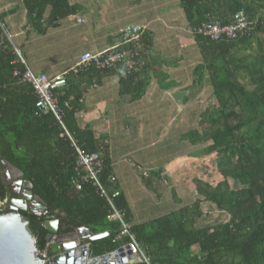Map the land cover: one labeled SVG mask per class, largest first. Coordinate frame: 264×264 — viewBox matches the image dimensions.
Segmentation results:
<instances>
[{"label":"trees","instance_id":"1","mask_svg":"<svg viewBox=\"0 0 264 264\" xmlns=\"http://www.w3.org/2000/svg\"><path fill=\"white\" fill-rule=\"evenodd\" d=\"M24 4L38 31L74 13L68 0H24ZM180 5L191 30L216 20L229 24L241 9L255 21L250 34L236 41L214 43L195 36L203 58L199 71L207 70L214 96L198 134L218 151L217 179L197 183L201 201L143 224H130L121 193L114 204L152 264H264V0H180ZM4 31L0 19V157L23 173L33 195L48 210L42 218L21 213L22 221L38 238L37 250L47 243L42 225L48 217L59 222L64 234L78 227H87L94 235L109 233L92 244V255L113 253L126 243H112L119 223L109 220L110 207L95 187L74 188L75 149L69 139L59 138L61 129L52 114H38L32 87L14 75L24 68ZM119 68L124 91L132 88V100L140 98L142 80ZM81 74L69 73L57 95L60 104L71 105L64 110L63 121L75 143L86 153H99L101 145L91 130L71 128L72 116L80 107L82 92L76 79ZM103 161L100 180L113 193L118 189L110 182L109 165ZM8 196L0 173V203ZM213 213H217L215 220ZM193 248L198 254L192 253Z\"/></svg>","mask_w":264,"mask_h":264},{"label":"crops","instance_id":"2","mask_svg":"<svg viewBox=\"0 0 264 264\" xmlns=\"http://www.w3.org/2000/svg\"><path fill=\"white\" fill-rule=\"evenodd\" d=\"M68 1L74 13L43 31L31 24L24 0H0V19L33 73L54 77L82 72L76 79L80 107L71 128L91 130L101 145L99 154L127 201L130 224L147 223L201 201L197 183H210L218 173V151L203 134H196L214 96L207 70L199 71L201 50L180 0ZM128 25L147 26L145 66L136 73L143 94L134 101L132 88L122 87L120 68L72 72L84 53L121 43ZM178 92L187 93L180 103L174 99ZM191 251L198 254L195 248Z\"/></svg>","mask_w":264,"mask_h":264},{"label":"built area","instance_id":"3","mask_svg":"<svg viewBox=\"0 0 264 264\" xmlns=\"http://www.w3.org/2000/svg\"><path fill=\"white\" fill-rule=\"evenodd\" d=\"M45 19L42 20V23ZM255 21L250 20L244 9L239 10L233 16L229 24H223L221 21H213L201 24L192 30V34L202 36L211 42L236 41L249 35ZM147 31V26L128 25L122 30V42L100 53H84L72 72L78 73L95 67L97 70H116L122 67L126 70L127 76H132L143 69L145 63L142 60L144 52L143 37ZM6 39L11 43V37L4 31ZM12 44V43H11ZM19 63L23 66V72L15 71L14 75L19 77L22 82L29 84L37 97L36 108L38 114H52L60 127L59 138H67L71 141L75 149L76 165L75 177L72 184L75 189L80 190L82 185L91 184L97 189L98 194L106 199L110 207L109 220L119 223V229L112 239L113 244L121 241L126 243L119 249L124 250L125 257L133 256L135 262L142 264H152L146 251L142 249L135 237L130 232V225L125 221L122 212L116 209L114 199L120 195L118 190L109 193L100 180V174L104 168L103 158L99 153H86L74 141L71 133L67 129L63 117L64 110H70L71 105L68 101L60 104L58 99V90H62L66 85V76L71 72L48 77L44 74H35L27 67L20 52L14 48ZM111 183H115L113 176L109 177ZM3 203H0L2 206ZM44 228L45 226L42 225ZM57 241V235L47 241L45 247L37 250L40 260L45 263L49 259V251L52 245Z\"/></svg>","mask_w":264,"mask_h":264},{"label":"water","instance_id":"4","mask_svg":"<svg viewBox=\"0 0 264 264\" xmlns=\"http://www.w3.org/2000/svg\"><path fill=\"white\" fill-rule=\"evenodd\" d=\"M186 92L174 95L181 102ZM0 173L8 192L14 197L3 202L0 212V264H126L134 263V257H125L123 249L107 253L100 257L92 255V244L109 236V233L94 235L87 227H78L73 232L64 234L59 231V222L46 217L44 222L47 231L46 241L57 235V241L51 246L48 262L40 260L37 255L38 238L27 230V223L22 221V211L39 218L45 217L48 210L43 201L33 195V186L24 180L23 173L0 157ZM15 179L14 182H12ZM25 187L21 193H14L12 183Z\"/></svg>","mask_w":264,"mask_h":264},{"label":"flooded vegetation","instance_id":"5","mask_svg":"<svg viewBox=\"0 0 264 264\" xmlns=\"http://www.w3.org/2000/svg\"><path fill=\"white\" fill-rule=\"evenodd\" d=\"M15 181V179L12 181V182H14ZM11 182V183H12ZM10 189L14 192V193H21V191H24V189H25V187L23 188V187H18L17 185H15V184H13L12 183V185L10 186ZM9 193V192H8ZM15 197V196H14ZM10 193H9V196H8V198L7 199H11V198H14ZM21 213H24V212H22V211H18V212H16V214H18V215H20V217H21Z\"/></svg>","mask_w":264,"mask_h":264},{"label":"rangeland","instance_id":"6","mask_svg":"<svg viewBox=\"0 0 264 264\" xmlns=\"http://www.w3.org/2000/svg\"><path fill=\"white\" fill-rule=\"evenodd\" d=\"M196 134H198V132L196 133ZM199 135V134H198ZM197 136V135H196ZM232 185H234V184H232ZM0 207H2V206H0ZM205 210V209H204ZM216 216H217V213H213L212 214V219L213 220H215L216 219Z\"/></svg>","mask_w":264,"mask_h":264}]
</instances>
